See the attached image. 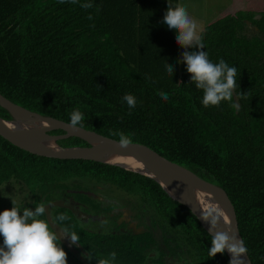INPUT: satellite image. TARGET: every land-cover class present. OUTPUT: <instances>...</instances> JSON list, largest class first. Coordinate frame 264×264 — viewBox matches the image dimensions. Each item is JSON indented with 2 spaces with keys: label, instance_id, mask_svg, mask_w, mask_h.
<instances>
[{
  "label": "trees",
  "instance_id": "trees-1",
  "mask_svg": "<svg viewBox=\"0 0 264 264\" xmlns=\"http://www.w3.org/2000/svg\"><path fill=\"white\" fill-rule=\"evenodd\" d=\"M249 1L202 28L209 58L237 67L238 110L234 97L219 106L202 104L203 90L191 82L186 64L178 63L177 33L162 22L168 0H0V93L66 121L78 109L85 117L82 127L116 139L113 133L123 132L221 186L253 264H264V4ZM167 63L175 66L173 75ZM125 94L136 97L134 108ZM0 115L12 118L1 104ZM57 142L87 144L75 135ZM10 178L29 187L34 209L43 200L72 195L93 204L99 215L100 200L72 190L85 179L131 195L134 206L159 225L158 235L119 230L122 223L114 218V231L99 229L103 220L82 222L66 207H51L54 219L68 217L59 223L88 251L100 258L116 252L115 264H165L161 242L180 253L184 264H230L225 252L209 257L212 235L148 175L93 159L32 153L0 135V184ZM61 243L80 264H97Z\"/></svg>",
  "mask_w": 264,
  "mask_h": 264
},
{
  "label": "clouds",
  "instance_id": "clouds-1",
  "mask_svg": "<svg viewBox=\"0 0 264 264\" xmlns=\"http://www.w3.org/2000/svg\"><path fill=\"white\" fill-rule=\"evenodd\" d=\"M64 3L65 0H60ZM77 3V0H71ZM85 9L92 8L91 3L82 5ZM92 17L89 16V19ZM164 24L169 30L177 33L176 42L186 49L182 53V60L186 64V70L191 74V82H194L198 89L203 90L202 104L205 107L219 106L222 101H233V97L239 95L237 89V67L229 66L223 59L218 63L213 62L208 53L204 50L203 29L193 19L187 9L177 4L173 7L168 0V8L163 17ZM199 49L188 51L187 49ZM166 70L170 75L174 74L175 66L168 64ZM163 100L168 99L167 93L159 92ZM123 100L130 108L136 106V97L132 94H125ZM234 108L239 109L240 105L235 102ZM84 114L76 109L71 113L69 125L73 128L82 126ZM119 136L121 147L131 144V138L123 132L113 133ZM13 207L6 208L0 212V264H68V253L62 246L61 237L57 234L45 216L46 206L36 205L35 209L24 207L23 210L16 206L12 200ZM223 212L215 205H209L202 213V219L210 224L212 233L209 257H215L227 250L231 254L230 264H241L242 256L247 253L243 240L235 234L229 235L225 231H212L217 222L223 216ZM68 217L59 214L55 221L63 222ZM227 221V217L224 216ZM73 243L79 241V237L72 233ZM116 252L109 257L99 258L98 264H115ZM87 259L91 260L89 254Z\"/></svg>",
  "mask_w": 264,
  "mask_h": 264
},
{
  "label": "water",
  "instance_id": "water-1",
  "mask_svg": "<svg viewBox=\"0 0 264 264\" xmlns=\"http://www.w3.org/2000/svg\"><path fill=\"white\" fill-rule=\"evenodd\" d=\"M248 23L252 25L251 21H248ZM255 28L258 29L257 26H255ZM234 101L239 104L237 95L234 96ZM0 104L7 108L12 115V118L10 119H6L0 115V135L13 144L32 153L40 155L58 158L93 159L148 175L159 182V184L172 198L188 206L190 210L197 216L204 229L211 235L212 233L210 232L209 222H206L202 219V213L206 207L200 205L199 195L200 193H203L205 196L208 195L212 205H215L221 210L222 208L220 202L215 193L216 189H221L227 197L232 208L233 232L220 229L218 227V222L212 231H225L228 232L229 235L235 234L239 239H242L238 229L234 206L226 191L221 186L199 176L190 168L165 157L144 143L131 141V144L127 147H121L118 142L119 139L104 135L93 129H88L82 126L73 128L69 125L70 121L31 111L19 104L12 102L1 93ZM11 105L23 107L28 111L36 113V116H32L26 120L12 122L16 117V114L11 110ZM54 129H63L64 133H49V131ZM42 135H47L48 137L52 138L51 147L45 148L37 145L35 141L38 138L40 140ZM70 135H75L84 139L87 144H74L65 146L57 142L58 138L67 137ZM41 141L45 142L42 139ZM128 161L130 163H139L141 166H144V168H163V171H161L164 174L162 182L156 177L130 167V165L127 163ZM165 185H168L171 189L168 190ZM42 204L46 206L45 218L49 221L50 226H52L57 234L61 237V240L72 248L74 246L77 247L78 251H83L87 256L91 254L92 260L98 264L100 257L88 251L80 241L75 243L72 242V234L62 224H60L58 221H55L52 215L51 207L53 205L66 207L80 221H87L90 217H94V215L84 211L80 207L78 201L72 197L55 198L50 201L43 200ZM225 253L230 261L231 254L227 250H225ZM241 264H253L248 252L242 256Z\"/></svg>",
  "mask_w": 264,
  "mask_h": 264
},
{
  "label": "rangeland",
  "instance_id": "rangeland-1",
  "mask_svg": "<svg viewBox=\"0 0 264 264\" xmlns=\"http://www.w3.org/2000/svg\"><path fill=\"white\" fill-rule=\"evenodd\" d=\"M231 0H178V4L184 6L189 15L197 21V23L203 28L206 23L218 17L222 12L228 10L225 6L230 3ZM249 1V0H248ZM253 3L263 5L264 0H251ZM250 2V1H249ZM251 28H255L251 25ZM181 45L178 44V63L182 62V53L185 51ZM82 186L87 187V185H93L94 191L104 196L108 203L113 204V211L118 213L122 219L121 227L126 230L139 231L143 229L147 224H151V227L155 230L157 235L159 234V225L154 222L148 221V218L143 219L138 216L136 209L131 198V195L126 194L123 190L115 187H109L107 184H102L94 180H79ZM109 184V183H108ZM29 187L22 181H16L10 178L8 181H4L0 184V212L6 208L13 207L12 200L15 201L16 206L23 210L24 207H30L34 209L33 198L28 189ZM148 215V214H147ZM150 218V216H148ZM151 220V219H150ZM111 222L110 219L103 220L98 223L102 226L108 225ZM0 242H2V237H0ZM63 246V245H62ZM64 247V246H63ZM170 246L169 248H171ZM66 250V249H65ZM175 251V250H174ZM173 252V251H172ZM68 253V252H67ZM180 254V253H177ZM167 264H181L184 263V259L178 255V257L173 258L174 254H168ZM68 264H80L70 253H68Z\"/></svg>",
  "mask_w": 264,
  "mask_h": 264
},
{
  "label": "bare ground",
  "instance_id": "bare-ground-1",
  "mask_svg": "<svg viewBox=\"0 0 264 264\" xmlns=\"http://www.w3.org/2000/svg\"><path fill=\"white\" fill-rule=\"evenodd\" d=\"M11 110L16 114V117L13 119L12 122L22 121V120L29 119L32 116H36V113L28 111L24 109L23 107H20L17 105H11ZM41 139L44 140L45 142H42ZM35 142L37 143L38 146L40 145L42 147L47 148V147H51L52 138L48 137L47 135H42L40 140L38 138L36 139ZM127 163L128 165H130V167L134 169H138L139 171L147 173L153 177H156L161 182L164 178V174L161 172L163 171V168H160V167H155V168L145 167L144 168V166H141L139 163H130L129 161ZM165 186L167 187L168 190L171 189L168 185H165ZM215 193L220 202V205L222 208L221 211L224 214L218 221V227L222 230H228V231L233 232V212H232L230 203L221 189H216ZM199 203L200 205L206 208L207 206L212 205V202L210 201L209 196L208 195L205 196L203 193H200L199 195ZM224 216L227 217V221L224 220Z\"/></svg>",
  "mask_w": 264,
  "mask_h": 264
},
{
  "label": "flooded vegetation",
  "instance_id": "flooded-vegetation-1",
  "mask_svg": "<svg viewBox=\"0 0 264 264\" xmlns=\"http://www.w3.org/2000/svg\"><path fill=\"white\" fill-rule=\"evenodd\" d=\"M102 184H107L109 187H112L113 185L112 184H108V183H102ZM85 186V185H84ZM82 187V188H74V189H72L73 190V192L74 191H78V192H83V193H85V194H87V195H89V196H92V197H96L98 200H100L101 201V206H103V209H101V210H99L100 211V214L98 215V214H96V213H94V208L92 207V205L93 204H87L84 200H82V199H77V198H75L74 196H72V195H70V196H67V197H72L73 199H75L76 201H78V203H79V205H80V207L84 210V211H86V212H88V213H91L92 215H94V217H90L87 221H82V222H90L91 220H106V219H110L111 220V222L108 224V225H106V227L105 226H102V225H100L98 228L100 229V227H102V228H113L114 226H111L112 224V220H113V218L116 220V222H118V223H122L123 221H122V219L120 218V216L121 215H119L118 213H116V212H114L113 211V208H114V206H111L109 209H105V207H107V206H109L111 203H108L106 200H105V198H104V196L103 195H101V194H99V193H97L96 191H94V186L93 185H87V187ZM116 187V186H115ZM80 190H83V191H80ZM136 211L138 212V216H140V217H142L143 219H147L148 218V221L151 223V220H150V218L148 217L149 215H147L146 213H145V211L144 210H142V209H140V208H137L136 209ZM118 215L117 216V218H115V216L114 215ZM91 224V223H90ZM151 225H152V223L151 224H147V226H145L143 229H150V230H153L154 232H155V230L151 227ZM91 226V225H90ZM119 227V230H126V229H123L122 227H121V225H119L118 226ZM115 229L113 228L112 229V231H114ZM142 230V229H141ZM141 230H139V231H141ZM161 231H160V229H159V233H160ZM160 243V242H159ZM161 245H162V248H163V252H164V261H165V264H167V262H168V256H170V255H168V254H174L172 257L173 258H176V257H178V252H172L171 251V248H169V247H167L165 244H163L162 242H161ZM154 253H155V251H154ZM181 264H184V263H181Z\"/></svg>",
  "mask_w": 264,
  "mask_h": 264
},
{
  "label": "crops",
  "instance_id": "crops-1",
  "mask_svg": "<svg viewBox=\"0 0 264 264\" xmlns=\"http://www.w3.org/2000/svg\"><path fill=\"white\" fill-rule=\"evenodd\" d=\"M243 5H246V0H231L230 3H228L225 6V8L230 9V8H235V7H239V6H243Z\"/></svg>",
  "mask_w": 264,
  "mask_h": 264
}]
</instances>
